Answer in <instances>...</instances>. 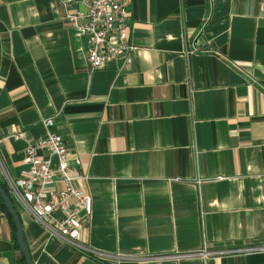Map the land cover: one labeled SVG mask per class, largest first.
<instances>
[{"label":"crops","instance_id":"0c3cea01","mask_svg":"<svg viewBox=\"0 0 264 264\" xmlns=\"http://www.w3.org/2000/svg\"><path fill=\"white\" fill-rule=\"evenodd\" d=\"M75 1L0 0V182L27 170L13 133L53 132L92 198L83 247L14 200L34 263L264 264L200 253L264 244V0H133L132 61L99 69ZM21 255L0 206V264Z\"/></svg>","mask_w":264,"mask_h":264},{"label":"built area","instance_id":"2783aa9c","mask_svg":"<svg viewBox=\"0 0 264 264\" xmlns=\"http://www.w3.org/2000/svg\"><path fill=\"white\" fill-rule=\"evenodd\" d=\"M132 2L76 0V7L66 12L65 19L71 26L89 38L87 60L92 69L102 68L117 58L132 61V54L137 50L130 40ZM195 49L198 50L197 44ZM44 123L52 127L54 121L45 119ZM12 137L27 143L25 174L18 178L5 174L13 201L22 203L50 235L58 236L76 247H83L81 213L86 211L90 214L92 198L76 185V180L81 176L73 174L69 148L64 138L53 132L34 140L24 132L13 133ZM236 251L264 252V244L226 251H209L205 246L200 253L208 256Z\"/></svg>","mask_w":264,"mask_h":264},{"label":"water","instance_id":"95a60500","mask_svg":"<svg viewBox=\"0 0 264 264\" xmlns=\"http://www.w3.org/2000/svg\"><path fill=\"white\" fill-rule=\"evenodd\" d=\"M0 195L2 197L4 205L7 208V215L12 218L15 224L17 241L20 246L21 252L26 258L27 264H35L30 247L25 238V232H24L23 222L21 220L20 213L17 210L12 197L7 192V190L4 188L1 182H0Z\"/></svg>","mask_w":264,"mask_h":264},{"label":"trees","instance_id":"16d2710c","mask_svg":"<svg viewBox=\"0 0 264 264\" xmlns=\"http://www.w3.org/2000/svg\"><path fill=\"white\" fill-rule=\"evenodd\" d=\"M1 183H2V185L4 186V188L7 190V192L10 194V192H9V187H8L7 183H6L5 181H4V182H1ZM0 206H1V207L7 212V208H6V206L4 205V203H3V200H2L1 195H0ZM9 218H10V221H11V223H12V225H13V228H14V238H15V241H16V246L20 249V246H19L18 241H17L15 224H14L12 218H11V217H9ZM21 253H22V252H21ZM17 264H27V262H26V258L24 257L23 253H22L21 257L19 258V261H18Z\"/></svg>","mask_w":264,"mask_h":264}]
</instances>
